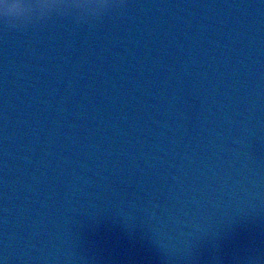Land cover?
Segmentation results:
<instances>
[{
    "label": "water",
    "instance_id": "1",
    "mask_svg": "<svg viewBox=\"0 0 264 264\" xmlns=\"http://www.w3.org/2000/svg\"><path fill=\"white\" fill-rule=\"evenodd\" d=\"M131 264H264V21Z\"/></svg>",
    "mask_w": 264,
    "mask_h": 264
},
{
    "label": "clouds",
    "instance_id": "2",
    "mask_svg": "<svg viewBox=\"0 0 264 264\" xmlns=\"http://www.w3.org/2000/svg\"><path fill=\"white\" fill-rule=\"evenodd\" d=\"M112 7L110 0H0V18L6 26L22 29L53 14H75L78 19L89 22Z\"/></svg>",
    "mask_w": 264,
    "mask_h": 264
}]
</instances>
